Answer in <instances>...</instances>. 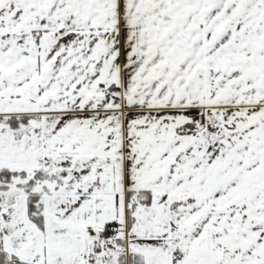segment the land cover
I'll use <instances>...</instances> for the list:
<instances>
[{"label": "snow or ice", "instance_id": "6c2138e0", "mask_svg": "<svg viewBox=\"0 0 264 264\" xmlns=\"http://www.w3.org/2000/svg\"><path fill=\"white\" fill-rule=\"evenodd\" d=\"M0 264H264V0H0Z\"/></svg>", "mask_w": 264, "mask_h": 264}]
</instances>
